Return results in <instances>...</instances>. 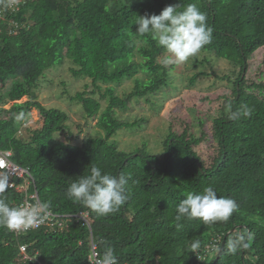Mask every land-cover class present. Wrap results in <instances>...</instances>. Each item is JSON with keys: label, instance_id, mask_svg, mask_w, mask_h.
<instances>
[{"label": "trees", "instance_id": "obj_1", "mask_svg": "<svg viewBox=\"0 0 264 264\" xmlns=\"http://www.w3.org/2000/svg\"><path fill=\"white\" fill-rule=\"evenodd\" d=\"M189 3L207 13L213 28L211 43L199 51L204 57L197 55L193 65L203 68L215 56L239 68L235 79L226 77L232 92L212 120L217 154L209 165L195 149L206 135L189 127L170 129L159 153L147 142L126 151L116 141L120 130L135 131L147 123L146 118L123 121L116 109H127L133 99L150 103L149 96L166 94L171 69L180 65H162L166 50L150 34H138L136 20L168 5L182 10ZM16 18L23 26L15 34L0 19V149L13 151V160L29 167L36 184L32 191L50 202L64 225H45L19 236L0 228V264H95L106 246L114 249L118 264H264V85L247 79L251 58L264 47V0H29ZM64 65L76 80L88 78L84 89L66 100L98 126L96 134L69 141L58 137L69 128V112L45 106L38 97L45 74ZM204 74L193 75L188 89ZM126 80L136 84L123 97L116 90ZM9 82V91L2 93ZM24 96L25 102L4 107ZM243 106L253 109L250 118H229ZM33 109L40 113L41 126L22 128ZM92 164L130 177L126 203L107 217L67 196L70 182L88 174ZM208 186L218 196L233 198L237 210L227 220L207 224L177 221L176 206L186 194ZM4 195L13 205L23 199L9 187ZM81 211L89 212L90 226L78 217ZM218 235L217 248L209 249ZM197 240L200 246L193 252L190 245ZM210 251L217 253L212 260Z\"/></svg>", "mask_w": 264, "mask_h": 264}, {"label": "rangeland", "instance_id": "obj_2", "mask_svg": "<svg viewBox=\"0 0 264 264\" xmlns=\"http://www.w3.org/2000/svg\"><path fill=\"white\" fill-rule=\"evenodd\" d=\"M197 55L199 60L204 57V54L200 52ZM197 55L171 69L174 72H172L171 86L165 90L166 94L163 95L159 92L160 94L158 93L156 96H149L152 99L150 103H147L146 98L133 99L127 109H116V114L123 121L134 122L137 119H147V123L140 129L135 131L126 128L120 130L116 141L122 149L132 151L147 142V147L151 151L159 153L163 151L162 145L170 129L182 132L189 127V131L198 136L202 133L206 135L204 141L195 149L200 152L208 165L213 161L217 154V145L213 139L212 120L224 97L231 95L232 92V84L226 77L229 75L235 79L239 68L225 59H218L215 56H210L211 62L206 66L202 68L200 65L201 67L197 68L193 65ZM67 66L48 71L41 82L42 88L38 93L39 100L45 106L63 108L69 112L71 117L69 128L63 133H58V137L65 141H69L68 137L77 140L79 137L83 138L88 136L87 134L98 131L96 119H87L86 114L78 105L70 106V101L66 100L69 95L72 97L77 91L83 90L85 80L88 79L76 80ZM200 71H206L208 74L200 75L196 85L188 89L186 84L189 83L193 75ZM139 76L144 77V74ZM247 79L249 84L264 85V47L260 48L251 58ZM135 84V80H126L117 88L116 93L124 97L134 89ZM10 87L11 82L1 90L2 93H7ZM65 90H68V93H63ZM255 92L261 93V90L257 89ZM26 100L28 97L24 96L20 100L10 101L4 107L8 109L14 102H25ZM101 103L103 109L108 105L106 99L101 100ZM153 106H155L154 109L151 108ZM26 119L25 121L30 123L33 128H38L42 124L37 109H33ZM22 128H24L23 124ZM23 135L28 137V131H23ZM216 256L215 251L208 253L209 260Z\"/></svg>", "mask_w": 264, "mask_h": 264}, {"label": "clouds", "instance_id": "obj_3", "mask_svg": "<svg viewBox=\"0 0 264 264\" xmlns=\"http://www.w3.org/2000/svg\"><path fill=\"white\" fill-rule=\"evenodd\" d=\"M179 8L177 5H168L159 14L145 13L136 20V32L140 35L150 34L166 50L161 61L165 67L186 62L210 44L213 38V28L207 23V13L196 3H189L182 10H178ZM228 107L230 110L231 105ZM252 113L251 107L243 106L230 112L229 118L247 119ZM0 167H3V161H0ZM129 178L124 172L113 175L92 164L88 174L80 175L70 182L67 196L98 217H107L119 212L126 203ZM8 187L6 179L0 180V228L19 232L36 228L47 221L50 202L13 205L4 195ZM237 208V202L233 198L218 196L217 191L208 186L199 194H186V198L176 206V220L187 218L207 224L227 220ZM221 237L218 235L212 238L207 247L213 243L219 244ZM199 246L200 241L197 240L191 243L190 248L195 252ZM95 264H118L114 249L106 246Z\"/></svg>", "mask_w": 264, "mask_h": 264}, {"label": "built area", "instance_id": "obj_4", "mask_svg": "<svg viewBox=\"0 0 264 264\" xmlns=\"http://www.w3.org/2000/svg\"><path fill=\"white\" fill-rule=\"evenodd\" d=\"M29 0H0V19L5 21L7 24V29L10 34H15L18 32L19 28L23 26L17 18V14L27 5ZM27 120V119H25ZM24 120L23 127H32L30 123ZM13 151L9 149H0V161H3V167H0V180L6 179L9 184V188L15 189L23 194V199L20 204L34 203L36 201H41L37 190L32 191V187L35 184V180L31 174L29 167L22 166L13 160ZM87 225H91V218L89 212L81 211L78 214ZM59 226L63 227L64 222L61 220L60 215L52 212L50 210V215L47 221L33 229H28L25 231H10L15 235H23L33 230H37L43 226ZM218 243H213L212 246H208L209 249L217 248ZM22 254L27 250L26 244L20 246ZM96 253H93V256Z\"/></svg>", "mask_w": 264, "mask_h": 264}, {"label": "water", "instance_id": "obj_5", "mask_svg": "<svg viewBox=\"0 0 264 264\" xmlns=\"http://www.w3.org/2000/svg\"><path fill=\"white\" fill-rule=\"evenodd\" d=\"M224 245H225V241L222 243V247H221V249L219 250V254L222 252V248L224 247ZM219 254H218V256H219ZM218 258V257H217ZM217 260V259H216ZM214 264V263H213Z\"/></svg>", "mask_w": 264, "mask_h": 264}]
</instances>
